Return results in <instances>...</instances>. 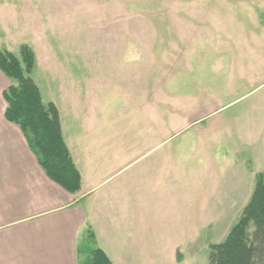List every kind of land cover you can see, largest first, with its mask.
Instances as JSON below:
<instances>
[{
  "label": "rangeland",
  "instance_id": "374dc122",
  "mask_svg": "<svg viewBox=\"0 0 264 264\" xmlns=\"http://www.w3.org/2000/svg\"><path fill=\"white\" fill-rule=\"evenodd\" d=\"M23 45L71 140L80 113L82 148H167L198 179L192 208L177 197L180 251L208 264L264 176V2L0 0V49ZM11 83L0 71V98Z\"/></svg>",
  "mask_w": 264,
  "mask_h": 264
},
{
  "label": "crops",
  "instance_id": "0c3cea01",
  "mask_svg": "<svg viewBox=\"0 0 264 264\" xmlns=\"http://www.w3.org/2000/svg\"><path fill=\"white\" fill-rule=\"evenodd\" d=\"M5 108L1 93L0 264H87L88 252L90 258L97 247L113 264L183 263L177 197L192 208L199 183L194 177L183 181L182 164L165 155L171 154L167 148L113 147L95 155L82 148V114L73 116L79 123L77 141L60 115L81 177L80 189L71 193L46 174ZM161 134L166 141V131ZM140 160L148 161L134 167Z\"/></svg>",
  "mask_w": 264,
  "mask_h": 264
},
{
  "label": "trees",
  "instance_id": "16d2710c",
  "mask_svg": "<svg viewBox=\"0 0 264 264\" xmlns=\"http://www.w3.org/2000/svg\"><path fill=\"white\" fill-rule=\"evenodd\" d=\"M34 54L27 45L19 57L0 49V71L12 83L3 91L5 116L23 132L46 174L71 193L81 177L64 141L59 112L53 102L43 103L30 76ZM87 264H113L101 248L91 250ZM208 264H264V176L258 174L250 199L225 239L210 245Z\"/></svg>",
  "mask_w": 264,
  "mask_h": 264
}]
</instances>
